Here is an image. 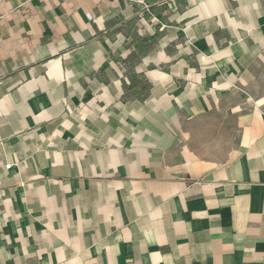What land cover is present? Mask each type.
Masks as SVG:
<instances>
[{
	"label": "crops",
	"instance_id": "1",
	"mask_svg": "<svg viewBox=\"0 0 264 264\" xmlns=\"http://www.w3.org/2000/svg\"><path fill=\"white\" fill-rule=\"evenodd\" d=\"M0 264H264V0H0Z\"/></svg>",
	"mask_w": 264,
	"mask_h": 264
},
{
	"label": "trees",
	"instance_id": "2",
	"mask_svg": "<svg viewBox=\"0 0 264 264\" xmlns=\"http://www.w3.org/2000/svg\"><path fill=\"white\" fill-rule=\"evenodd\" d=\"M141 45H142V42H138V43L135 45V49L137 50L138 48H140Z\"/></svg>",
	"mask_w": 264,
	"mask_h": 264
},
{
	"label": "built area",
	"instance_id": "3",
	"mask_svg": "<svg viewBox=\"0 0 264 264\" xmlns=\"http://www.w3.org/2000/svg\"><path fill=\"white\" fill-rule=\"evenodd\" d=\"M186 44L188 45V46H191V42L190 41H186Z\"/></svg>",
	"mask_w": 264,
	"mask_h": 264
}]
</instances>
